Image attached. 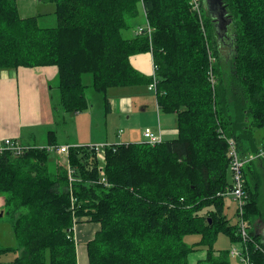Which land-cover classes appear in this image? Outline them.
Returning a JSON list of instances; mask_svg holds the SVG:
<instances>
[{
  "label": "trees",
  "instance_id": "obj_1",
  "mask_svg": "<svg viewBox=\"0 0 264 264\" xmlns=\"http://www.w3.org/2000/svg\"><path fill=\"white\" fill-rule=\"evenodd\" d=\"M46 1L55 5V27L21 17L20 0H0V70L57 67L56 109L82 113L90 106L87 91H94L109 114V90L152 83L130 62L150 52L158 66L157 106L176 115L177 134L154 147L113 145L104 165L90 146L70 150V168L52 162L46 147L0 152V196L17 243L0 258L17 251L12 264H78L73 229L87 222L99 225L86 246L87 264H189L199 249L185 243L193 234L207 249L197 264H231L230 252L213 251L220 234L241 245L224 215L232 183L223 136L243 156L264 151V137L256 136L264 131V0H225L234 35L224 56L205 0L203 25L189 0ZM142 12L151 37H124ZM50 138L55 145L54 132ZM243 173L246 219L264 246L255 231L264 219V157ZM252 258L264 264L253 249Z\"/></svg>",
  "mask_w": 264,
  "mask_h": 264
},
{
  "label": "crops",
  "instance_id": "obj_2",
  "mask_svg": "<svg viewBox=\"0 0 264 264\" xmlns=\"http://www.w3.org/2000/svg\"><path fill=\"white\" fill-rule=\"evenodd\" d=\"M46 9L43 11H36L34 13L28 12V16H36L40 19L53 16L55 17V5L46 0H40V3ZM35 4V5H38ZM48 7V8H47ZM20 11V10H19ZM145 16V15H144ZM146 19V18H145ZM147 21H145L146 23ZM141 26V25H139ZM137 26L136 28H138ZM136 30V29H135ZM137 35V32H136ZM133 33L131 38L136 36ZM132 66L140 73L151 78L154 58L152 53H143L134 55L130 58ZM57 67H39V68H19L17 70L4 69L0 70V144L7 138H12L24 147L44 148L50 146V133L54 132L55 139L52 142L55 146H91L96 144H110L121 145L129 143H144V131L147 128H152L153 119L156 117L155 124L158 129L163 131L165 140H172L176 138L177 117L167 118L161 115L159 107L155 101H150L146 96L144 97L140 92H130L124 88H114L109 90V99L111 104V111L105 114V133L103 136L96 137L94 134V117L95 113L104 108L103 97L97 98L98 94L90 93L88 98L90 101V112L86 115L80 116L82 113L67 114L56 106L59 104V92L56 89L57 82ZM156 99V98H155ZM137 109L142 114L143 121L138 127L133 126L122 138H115L113 130L118 128V125H126L131 122L133 110ZM68 115H76L74 119L87 120L90 126V132L86 138L72 137L67 142L60 143L57 138L56 128L59 125L67 123ZM99 115V114H98ZM127 116L123 122L122 117ZM96 119V117H95ZM133 124V121L132 123ZM154 125V126H155ZM97 132V130H96ZM123 135L125 131H119ZM95 223H85L76 225L74 232V239L78 249L79 243H86L85 252L86 258L78 252V264H87V244L92 241L94 235L99 230L93 228ZM83 225V226H81ZM80 226L82 228H80ZM261 235L264 242V232L258 233ZM82 239V240H81ZM85 256V254H83Z\"/></svg>",
  "mask_w": 264,
  "mask_h": 264
},
{
  "label": "rangeland",
  "instance_id": "obj_3",
  "mask_svg": "<svg viewBox=\"0 0 264 264\" xmlns=\"http://www.w3.org/2000/svg\"><path fill=\"white\" fill-rule=\"evenodd\" d=\"M38 3H40V0H20V2H19V10L21 12L20 16L21 17H27L28 12L34 13L36 11H43L46 9L44 6H42L41 4H38ZM35 4H38V5H35ZM189 4L192 7V10L195 11V13L199 16L200 21L202 22L201 24L203 25V23H204V5H203L202 0L200 3V11L195 9V5L192 3V0H189ZM29 17H31V16H29ZM145 21H146V19L144 17L143 12H142L140 17L137 20H135V22L134 21L132 22L133 28L130 30H124L123 31L124 37L130 38L133 31H134V34L136 35V30H135L136 27L139 25L146 26ZM39 24H40L39 26H41V27H50V26L55 27L57 22H56L55 17L50 16V17H46L44 19H40ZM203 28H204V26H203ZM231 35H233V27L230 31V35L226 34L224 36L225 38L223 37L224 39L221 40L222 46L220 48L222 51V56L226 55L227 52L233 48L232 37H230ZM217 37H218V35H217ZM220 48H219V50H220ZM89 81H91V79H89V77H87L86 82L88 83ZM150 85L149 86L148 85H138V86H133V87H120V88H124L125 90H128L130 92H140V94H142L144 97L146 96V98H148L151 102L156 100L155 104L158 105V101H157L155 92H153V91L151 92L149 89ZM93 92L94 91H90V92L87 91V93L96 94ZM96 96H99L97 98L103 97L100 94L96 95ZM88 112H90V108H88L86 111L82 112V114L80 116L86 115ZM157 113L158 112L156 110V112H155L156 117H154V119H153V124L150 125L153 128L152 130H154L155 132L159 131V129L155 125L156 123L158 125V120H156L157 119ZM105 114L106 113H105L104 108L103 109L101 108V111H99L98 113L97 112L95 113L96 119L94 117V134H96V137H99V136L101 137L105 133V129H106V127H105L106 115ZM131 115L133 118L131 120V122H128L125 126L124 125H118V128L113 130L112 136H114L115 138H118V137L122 138L127 133V130H129L131 127L138 125L137 128H139L144 117L142 116V114H140L138 112V110L136 108L133 110V114H131ZM161 115H164L166 117V119L172 118V117L174 118V116H175L174 114H170V113L166 114L163 112H161ZM75 116L74 115H72V116L68 115V118L66 119L67 123L64 125H59V127L56 128V131L58 132L57 138H59L58 141L60 143L67 142L72 137H74V138L79 137V138L83 139V138H86L87 136H89V134H92L90 132L89 122L87 120H84L83 118L74 119ZM126 119H127V116L122 117L123 122ZM132 121H133V124H131ZM96 130H97V132H96ZM120 130L125 131V133L123 135H121L122 132L119 133ZM256 136H257V138H260V140H262V138L264 137V131L263 130L256 131ZM96 145H100V144H96ZM75 147H78V146H75ZM75 147H70V148L72 149ZM25 148H37V147H25ZM69 155H70V152H69ZM69 155L62 156V155H56V153L55 154L51 153L50 157H51L52 162L56 163V161H58V162L66 163V159L69 158ZM97 157H98V159H101L99 157V155H97ZM100 161H101L102 165H104L103 163L105 162V158H103ZM229 178H230V182L232 183L231 172H230ZM263 193H264V191H263ZM225 201L226 202H225L224 215L230 220V222L233 225H237L239 223V216L237 214V204L230 198H225ZM4 202H5L4 197H3V195H1L0 196V250H2V249H16L17 243H16V239L14 236L12 226H11V218H10L9 214L7 213V209L5 208ZM256 223L257 224L255 227L256 228L255 231L257 233L264 232V219H263V221L262 220H256ZM81 226H83V225H81ZM81 226H80V228H82ZM91 226H93V228H98V226L96 224H93ZM95 236H96V234L94 235L93 239L95 238ZM201 241H202L201 236L197 235V234H193V235H189V236L185 237V243L186 244H188L190 246H198L197 248H199V249H197L196 252L192 253L189 256V259H188L189 264H197L198 261L206 258L207 249L205 247H202L201 245L199 246ZM85 245H86V243L80 242L78 249H77L79 251V255L81 253L82 258H84V259L86 258ZM234 249L240 250L241 249L240 243H238V242L233 243L230 240V238L224 234H220L218 236V238H217V240L213 246V251H215V254H219V253L224 252V251H228V253H229L230 251H232ZM83 254H85V256H83ZM18 255H19V252H17V251H11V252H8L7 254H4L0 258V264H12L14 259ZM77 256H78V252H77ZM229 258H230L231 264H241L239 258H236L235 256H231Z\"/></svg>",
  "mask_w": 264,
  "mask_h": 264
},
{
  "label": "built area",
  "instance_id": "obj_4",
  "mask_svg": "<svg viewBox=\"0 0 264 264\" xmlns=\"http://www.w3.org/2000/svg\"><path fill=\"white\" fill-rule=\"evenodd\" d=\"M192 3L195 5V9L200 11V3L201 0H192ZM145 17V16H144ZM146 18V17H145ZM147 21V20H146ZM137 35L140 34H146L151 37L153 29L151 25L149 24V21L146 22V26H139L136 28ZM136 35V36H137ZM157 72H158V66L153 63V71H152V77L153 82L150 85L149 89L152 92L157 93ZM163 131L159 129L158 132H155L151 128H147L144 131V142L151 146H156L162 144L165 139L164 135L162 134ZM224 139L227 140L228 143V158L230 162V171H231V177H232V186L223 194L225 198L232 199L237 204V214L239 216V223L236 225L238 230V235L241 238V249H234L230 251L231 256H235L236 258H239L241 264H255L252 258V249L254 252H258L262 255L264 259V246H262L260 243H258L251 235V229L249 222L246 219V207L250 201V195L246 189V178L244 170L250 162L260 158L264 157V151H261L258 155H245L243 156L239 150V147L236 145V143L223 136ZM113 145L110 144H100V145H91V150L96 152L97 155L101 158H105V150L109 147H112ZM26 149L21 145L18 144L15 140H12V138L5 139L0 144V152L3 151H12L16 155L22 154ZM46 149L51 153H56V155H62L67 156L70 152L69 146H48ZM66 164L68 165V159H66ZM70 168V165H68ZM72 170H70V174H72ZM102 176H104L103 172V166L101 167ZM74 178L70 177V183L74 182ZM105 182V180L103 181ZM75 201L72 202V209L75 208ZM76 228V226H75ZM75 228L73 229V235L75 232ZM74 239V236H73ZM75 240V239H74ZM76 242V241H75Z\"/></svg>",
  "mask_w": 264,
  "mask_h": 264
},
{
  "label": "water",
  "instance_id": "obj_5",
  "mask_svg": "<svg viewBox=\"0 0 264 264\" xmlns=\"http://www.w3.org/2000/svg\"><path fill=\"white\" fill-rule=\"evenodd\" d=\"M223 1L224 0H205L207 10L213 20V23L216 24L215 28L218 30L220 35V37L218 36L219 38H223L225 36L228 27L233 23V19L231 18L226 22V18L229 17H227L228 12Z\"/></svg>",
  "mask_w": 264,
  "mask_h": 264
},
{
  "label": "flooded vegetation",
  "instance_id": "obj_6",
  "mask_svg": "<svg viewBox=\"0 0 264 264\" xmlns=\"http://www.w3.org/2000/svg\"><path fill=\"white\" fill-rule=\"evenodd\" d=\"M223 3H224V6H225L226 9H227V6H226V3H225V0L223 1ZM227 12H228L227 17H229V18H226V22H227V20H229L230 18L232 19V15L229 13L228 9H227ZM224 20H225V19H224ZM215 26H216V24H215ZM232 27H233V23L231 24V26L228 27V30H227V32L225 33V35H226V34L230 35V31H231ZM216 33H218V30H216ZM221 34H222V33H221ZM217 35L220 37L219 33H218ZM233 35H234V33H233ZM233 35H231L230 37H233ZM219 37H218L219 42H221V40H223V39L225 38V37H224V38H219Z\"/></svg>",
  "mask_w": 264,
  "mask_h": 264
}]
</instances>
